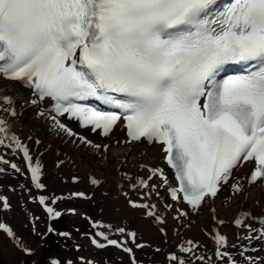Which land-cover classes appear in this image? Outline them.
I'll return each instance as SVG.
<instances>
[{
  "label": "snow or ice",
  "instance_id": "1",
  "mask_svg": "<svg viewBox=\"0 0 264 264\" xmlns=\"http://www.w3.org/2000/svg\"><path fill=\"white\" fill-rule=\"evenodd\" d=\"M229 64L253 70L218 81ZM0 76L34 89V104L50 99L56 115L49 118L70 136L76 133L57 116L68 114L104 135L123 117L130 141L161 146L179 185L171 189L173 200L198 208L206 196H216L244 160L257 164L251 182L264 183V0H232L223 10L218 0H0ZM90 98L116 110L80 102ZM0 100L13 103L9 96ZM0 110L16 115L2 105ZM0 136L22 149L36 188L43 189V165L2 117ZM11 167L21 171L14 163ZM150 173L149 179L164 176L160 168ZM91 183L100 181L92 178ZM140 184L149 187L145 180ZM47 199L41 196L39 203L52 219L60 217ZM0 201L10 207L7 197ZM260 222L264 225V219ZM235 223L240 226L243 220ZM0 232L22 246L10 225L0 222ZM97 235L107 241L93 239L101 249L112 245L132 252L103 232ZM130 235L134 242L136 233ZM215 240L218 246L228 245L219 232ZM22 250L31 254L27 247ZM181 251L192 249L181 246ZM216 254L236 264L229 252L218 248ZM170 259L185 264L176 255Z\"/></svg>",
  "mask_w": 264,
  "mask_h": 264
},
{
  "label": "bare ground",
  "instance_id": "2",
  "mask_svg": "<svg viewBox=\"0 0 264 264\" xmlns=\"http://www.w3.org/2000/svg\"><path fill=\"white\" fill-rule=\"evenodd\" d=\"M5 96L11 97L13 103L9 105L0 100V105L3 108L13 109L16 115L0 110V117L11 125V133H14L24 146L31 147L34 160L46 165V170L55 174L53 169H58V173L67 174L69 177L73 174L78 177L75 183L67 182V187L81 188L82 192L87 194L90 193L89 188L93 189L94 200L102 201V216L107 220H110L111 216L115 219L119 218L117 230L123 228L122 221L126 219L135 229L148 236L149 241H152L150 238H156L161 246L165 244L164 242L167 243L166 240H172L174 233L178 234L185 229L190 237H195L202 243L209 244L212 238L215 239L217 232L226 236L228 243H234L240 239L241 229L246 227L245 222L242 227L233 223L239 210L251 206L256 212L262 209L264 211V192L253 187L249 190L248 198H227L223 201L219 198L207 203L204 209L197 212L190 209L187 219L173 221L161 207L165 199L163 193L165 189L159 192L154 187L153 181L149 182L148 188H143L139 184L140 180L146 179L150 167L161 164L164 155L162 148L160 150L157 145L147 146L145 143L130 145L131 143L125 142L123 132L119 130L101 137L86 133L71 123L67 128L76 135L70 136L53 125L45 115L41 116L40 107L35 108L26 100L30 96L29 90L0 77V97ZM81 137L84 139L81 140ZM39 138L41 142L37 143ZM107 145L105 151L104 147ZM10 154L8 150H0L2 157L0 169H5L3 162ZM9 178V172L0 175V184ZM92 178H96L100 183L92 184ZM255 200L258 204H254ZM145 203L148 207L157 204L162 213L170 219L171 229L164 228L163 222H156L147 217L148 207L133 206V204ZM220 221L224 223L221 224ZM156 223L160 226H156ZM126 231L130 233L129 230Z\"/></svg>",
  "mask_w": 264,
  "mask_h": 264
},
{
  "label": "rangeland",
  "instance_id": "3",
  "mask_svg": "<svg viewBox=\"0 0 264 264\" xmlns=\"http://www.w3.org/2000/svg\"><path fill=\"white\" fill-rule=\"evenodd\" d=\"M47 183L49 182L47 181ZM50 188L52 190H55L56 192L59 190L64 191V189L59 187ZM13 200L16 205V209L14 211H17V213L14 215H12L11 213L9 216V221L13 224L14 228L18 230V232L25 238L28 245L33 248L39 247L43 240L42 233H44L45 231V223H42V229L40 230V233L33 234L31 231L30 222L23 214L24 212H21L20 210L21 196L14 195ZM87 210L93 216L97 217L100 212V205L99 203L94 205L92 202H90V204L87 206ZM30 212H36L35 206H32ZM65 218H69L70 220L74 221L72 216H65ZM54 228H56V225H54ZM72 237H74V234L70 235V238ZM62 240V238H57V243L55 241L46 242L44 244V248L39 249L38 253L25 256L23 251L18 246L13 245L11 238L7 237L4 233H0V264H45L46 262H50L53 259H59V255L64 258L65 256L61 255L59 253V250L57 249L59 246L58 243H61ZM86 252L88 251L84 248L83 253Z\"/></svg>",
  "mask_w": 264,
  "mask_h": 264
}]
</instances>
